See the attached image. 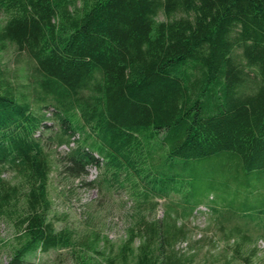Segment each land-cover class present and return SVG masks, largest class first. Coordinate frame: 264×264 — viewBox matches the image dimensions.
<instances>
[{"label": "trees", "instance_id": "trees-1", "mask_svg": "<svg viewBox=\"0 0 264 264\" xmlns=\"http://www.w3.org/2000/svg\"><path fill=\"white\" fill-rule=\"evenodd\" d=\"M0 14V53L12 45L31 70L17 85L0 70V212L16 232L6 264L63 249L91 264L77 245L97 264H184L162 254L185 234L173 213L264 215V0H0ZM53 145L67 151L53 159ZM54 166L126 191L133 222L115 254L97 250L106 237L83 244L55 227Z\"/></svg>", "mask_w": 264, "mask_h": 264}, {"label": "rangeland", "instance_id": "rangeland-1", "mask_svg": "<svg viewBox=\"0 0 264 264\" xmlns=\"http://www.w3.org/2000/svg\"><path fill=\"white\" fill-rule=\"evenodd\" d=\"M4 19L0 14V23ZM0 70L15 85L25 83L24 80L31 71L25 53H18L12 45H8L0 53ZM47 125L53 130L56 128L52 121H48ZM49 151L55 154L52 155L55 159L64 155L67 148L53 145L49 147ZM58 168L54 166L51 172L48 189L51 201L50 217L55 227L72 230L77 238H83V244L92 240V233L106 237L108 243H99L97 250L104 248L108 256H112L125 240L126 230L133 222V205L126 191L114 189L112 193L101 192L96 185H85L81 180H66L58 175ZM97 176V169L90 168L84 181L95 180ZM3 178L11 183L16 182L9 172L4 173ZM179 199V196L173 195L167 200L159 201L154 218L164 220L169 203L179 202ZM207 205L199 206L190 218L173 213L177 225L184 227L185 234L172 242L171 248L164 245L163 256L173 250L176 256L185 260L184 264H264V215L255 216L251 220L227 221L211 210V204ZM177 212L180 213L179 208ZM222 213L223 218H226L230 212ZM236 226L250 235L249 241L241 242L237 234L231 235ZM15 235L11 219L0 212V264L7 263L15 244ZM137 244L136 241L134 246ZM82 246L77 245L75 252H79L87 262H103L99 255L86 253ZM28 259L33 264H75L72 250L67 249L37 253Z\"/></svg>", "mask_w": 264, "mask_h": 264}]
</instances>
